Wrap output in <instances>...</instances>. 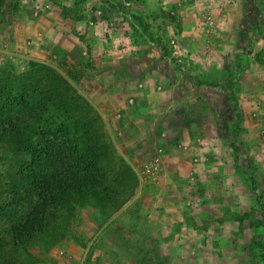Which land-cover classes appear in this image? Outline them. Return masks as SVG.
Returning <instances> with one entry per match:
<instances>
[{"label":"rangeland","instance_id":"obj_1","mask_svg":"<svg viewBox=\"0 0 264 264\" xmlns=\"http://www.w3.org/2000/svg\"><path fill=\"white\" fill-rule=\"evenodd\" d=\"M0 82L69 102L115 190L0 264H264V0H0Z\"/></svg>","mask_w":264,"mask_h":264},{"label":"trees","instance_id":"obj_2","mask_svg":"<svg viewBox=\"0 0 264 264\" xmlns=\"http://www.w3.org/2000/svg\"><path fill=\"white\" fill-rule=\"evenodd\" d=\"M14 83L0 82V157L12 158L11 185L28 187L25 197L0 204V212L8 211V220L13 221L4 231L7 241L0 238V257L6 254L8 241L16 251L48 233L58 210L71 211L72 198L102 200L103 193H115L102 177L106 167L99 161L106 149L87 137L88 127L82 132L76 120L60 116L69 102L62 105V96L49 89L31 95L19 90L10 97Z\"/></svg>","mask_w":264,"mask_h":264}]
</instances>
